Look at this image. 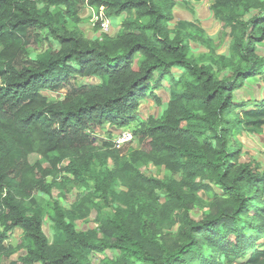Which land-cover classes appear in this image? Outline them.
Masks as SVG:
<instances>
[{
    "label": "trees",
    "instance_id": "trees-1",
    "mask_svg": "<svg viewBox=\"0 0 264 264\" xmlns=\"http://www.w3.org/2000/svg\"><path fill=\"white\" fill-rule=\"evenodd\" d=\"M211 1L216 44L197 21L169 29L175 0H0V264H264V171L240 163L232 141L241 130L264 134V98L233 102L246 80L264 82L256 48L264 0ZM84 5L101 21L123 15L117 34L88 40L67 29ZM31 30L46 31L55 46L18 69ZM225 39L228 55L218 54ZM193 44L206 53L195 59ZM75 78L95 81L64 91ZM164 83L160 116L131 130L140 149L97 145L93 133L106 125L137 124L141 100L159 107L154 91ZM45 92L63 97L49 101ZM32 154L47 165L30 164ZM149 165L178 179L153 177ZM86 177L91 193L69 209L53 199L54 191L66 197L68 183L87 186ZM206 181L225 208L195 221L191 209L205 207L200 193H212ZM95 198L112 212L104 215ZM93 210L96 228L77 231L75 221ZM174 226L175 234L157 238ZM16 231L17 243H8Z\"/></svg>",
    "mask_w": 264,
    "mask_h": 264
},
{
    "label": "rangeland",
    "instance_id": "rangeland-1",
    "mask_svg": "<svg viewBox=\"0 0 264 264\" xmlns=\"http://www.w3.org/2000/svg\"><path fill=\"white\" fill-rule=\"evenodd\" d=\"M178 4L184 8V5L181 4V0H177ZM211 0H190L189 4L191 8H195V10L199 8H204L209 10V6L211 5ZM193 5H196L193 7ZM188 6H185L188 9ZM193 9H190L194 16L192 15L193 21H197L200 24V20L197 18V13ZM64 11L63 8H61ZM248 14L246 19H249L250 16L253 14ZM78 18L80 22L78 24L74 23L71 20L66 22V27L69 30H78L81 31L85 38L88 40H92L98 38L100 34H107L110 37H114L119 28L120 24L124 19V16H120L113 20L101 21L100 18L94 13V11L89 8L88 6L84 5L80 8L78 12ZM217 22V21H215ZM218 23V22H217ZM169 29L173 28L172 24L168 25ZM210 32L207 33L209 37H211L215 44L218 43L219 39V31H220V24L218 23L215 27L209 30ZM48 35L46 31H39V30H31L29 33L28 44L24 47L23 52L19 54L16 59L15 65L18 69L23 66L31 64L34 59L41 53H43L46 49L51 46H55L53 42L48 40ZM52 43V44H51ZM228 44L229 39H225L223 41L222 46L218 49L217 53L222 55H228ZM257 53L258 55L264 57V41L257 45ZM192 54L195 59H197L202 53H206V50L203 48L198 47L197 45H192L191 48ZM217 71V76L223 78L228 75L226 71H220L217 67H214ZM261 76H256L249 80H246L241 88L234 92L233 102L234 104L243 103L245 105H252L260 101L264 98V82L261 81ZM95 80L92 79H78L75 78L71 81L70 86L64 88V91H70L75 89L83 84H88L94 82ZM63 91V92H64ZM154 94L157 95L161 101V105L158 107L156 106L150 98H146L140 101V111L141 117L138 120L137 124L134 123L131 126L124 128L120 131L111 130L109 126H105L101 131L97 130L93 133L94 138L97 141V145H102L104 142H110L114 144L119 137L121 136L120 132L122 131H130L134 128H137L139 124L145 123L149 117H158L162 113L163 109L166 106V102L169 96V90L167 85L164 83L160 90L154 91ZM44 96L49 101H55L61 99L63 97V93L59 94H51L49 92H45ZM236 113L240 114L242 112L241 109H236ZM232 141L235 142L236 145L240 146V154L238 155V161L240 163H248L251 164L252 167L256 169L257 172L264 171V134L254 135L250 134L244 130L238 132L235 136H233ZM141 145L137 139H133L128 144H125L121 151L123 154L127 152L128 149H140ZM28 161L30 164L34 165L36 163L40 164L41 166L45 167L47 165L46 161L40 158L36 154H32L28 157ZM145 172L153 177H156L160 180H166L169 178L178 179L176 175H171L168 171L164 170L163 168H156L152 165H149ZM87 186L84 184H76V183H68L65 185V196L61 197L58 191H54L53 199L58 200L59 204L64 207L65 209H69L71 203L77 200L85 193H91L93 181L86 177ZM50 182V179H47ZM212 187V193L206 194V192H201L200 196L205 201V207H193L190 211V216L195 221H200L204 217H213L218 214V212L225 207L223 206V195L222 192L218 189V187L212 183L207 182ZM91 188V189H90ZM38 199L44 202L51 201V197L46 194L40 193L38 194ZM94 201L99 203L98 205L102 207L103 214L107 215L112 212L110 207H106L100 202L98 198H95ZM96 210H93L89 216L85 220H77L75 221V228L77 231H86L89 229L96 228L97 224L95 222L96 218ZM51 222L49 221L48 217H44L43 219V230L50 240L51 238ZM177 231V227L174 226L172 228H164L162 230L161 235H157V238L161 239V236L170 237L171 235L175 234ZM21 234L20 231L14 232V234L9 236L8 243H17V237ZM20 253L13 255L10 259L14 260L19 256ZM111 255L110 253H108ZM96 263V261H95Z\"/></svg>",
    "mask_w": 264,
    "mask_h": 264
},
{
    "label": "crops",
    "instance_id": "crops-1",
    "mask_svg": "<svg viewBox=\"0 0 264 264\" xmlns=\"http://www.w3.org/2000/svg\"><path fill=\"white\" fill-rule=\"evenodd\" d=\"M190 0H181V4L184 5V8H182L177 0H175V7L172 11L173 14V20L169 23L172 24L173 27L177 24V22L183 21V22H192L193 20H191L192 15L194 16V14H191L190 9L191 8L190 4H189ZM188 6V9L185 6ZM196 5H193V7H195ZM196 8V7H195ZM195 8L193 9L194 11H196L197 13V18L200 20V26L205 30L206 33L210 32L209 30L213 27H215L218 23L215 22V20L212 18L211 13L209 10H206L204 8H199L197 10H195Z\"/></svg>",
    "mask_w": 264,
    "mask_h": 264
},
{
    "label": "built area",
    "instance_id": "built-area-1",
    "mask_svg": "<svg viewBox=\"0 0 264 264\" xmlns=\"http://www.w3.org/2000/svg\"><path fill=\"white\" fill-rule=\"evenodd\" d=\"M120 134L121 136L119 137V139L116 142H114V147L116 149H121L125 144H128L129 142L133 140V135L130 131H127V132L122 131L120 132Z\"/></svg>",
    "mask_w": 264,
    "mask_h": 264
}]
</instances>
